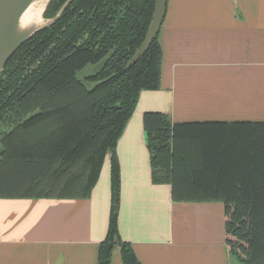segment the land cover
Masks as SVG:
<instances>
[{
    "label": "trees",
    "instance_id": "trees-1",
    "mask_svg": "<svg viewBox=\"0 0 264 264\" xmlns=\"http://www.w3.org/2000/svg\"><path fill=\"white\" fill-rule=\"evenodd\" d=\"M66 1L50 0L44 17ZM154 3L72 0L0 72V198H87L111 154V208L97 264H110L116 248L122 264H141L118 230L116 145L140 92L160 86L158 34L126 67ZM143 126L153 182L169 183L176 202H222L234 258L264 264V121L174 123L154 111L144 113Z\"/></svg>",
    "mask_w": 264,
    "mask_h": 264
},
{
    "label": "crops",
    "instance_id": "crops-1",
    "mask_svg": "<svg viewBox=\"0 0 264 264\" xmlns=\"http://www.w3.org/2000/svg\"><path fill=\"white\" fill-rule=\"evenodd\" d=\"M160 86L140 92L116 145L118 230L141 264H243L220 201L172 199L153 182L145 112L172 122L264 121V0H167ZM87 198H0V264H97L108 228V162ZM110 264H122L119 249Z\"/></svg>",
    "mask_w": 264,
    "mask_h": 264
},
{
    "label": "water",
    "instance_id": "water-1",
    "mask_svg": "<svg viewBox=\"0 0 264 264\" xmlns=\"http://www.w3.org/2000/svg\"><path fill=\"white\" fill-rule=\"evenodd\" d=\"M33 0H0V72L10 57L38 30L56 22L62 16L65 9L72 2L67 0L57 15L53 18H45L44 13L50 2L46 0L41 16L44 22L38 26H32L25 30L18 29V22L22 13ZM167 0H155L154 9L145 37L140 47L128 61L126 67L133 65L144 54L155 36L158 34L165 13Z\"/></svg>",
    "mask_w": 264,
    "mask_h": 264
},
{
    "label": "bare ground",
    "instance_id": "bare-ground-1",
    "mask_svg": "<svg viewBox=\"0 0 264 264\" xmlns=\"http://www.w3.org/2000/svg\"><path fill=\"white\" fill-rule=\"evenodd\" d=\"M46 0H33L20 16L18 29L25 30L32 26L41 25L44 20L41 16Z\"/></svg>",
    "mask_w": 264,
    "mask_h": 264
},
{
    "label": "rangeland",
    "instance_id": "rangeland-1",
    "mask_svg": "<svg viewBox=\"0 0 264 264\" xmlns=\"http://www.w3.org/2000/svg\"><path fill=\"white\" fill-rule=\"evenodd\" d=\"M100 64L98 65H95V66H91V65H88L87 67H85L84 69H82L81 71H79L77 73V76L78 77H83L86 73H91V72H94L97 70V68L99 67ZM86 83V82H85ZM87 84V87H91L94 83H86ZM168 116L170 117V115L168 114ZM108 176H109V182H110V161L108 162ZM110 191H111V187H110ZM237 260V259H236Z\"/></svg>",
    "mask_w": 264,
    "mask_h": 264
}]
</instances>
